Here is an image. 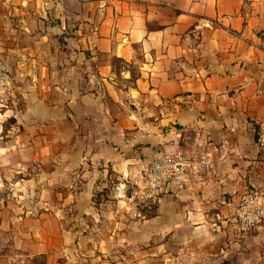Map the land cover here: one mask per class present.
Listing matches in <instances>:
<instances>
[{
  "label": "crops",
  "instance_id": "0c3cea01",
  "mask_svg": "<svg viewBox=\"0 0 264 264\" xmlns=\"http://www.w3.org/2000/svg\"><path fill=\"white\" fill-rule=\"evenodd\" d=\"M0 13L18 21L3 38L33 37L0 95L27 74L44 85L12 137L0 107V264H264V222L244 235L231 220L242 188L264 184V0H0ZM190 149L211 171L143 202L129 179Z\"/></svg>",
  "mask_w": 264,
  "mask_h": 264
},
{
  "label": "built area",
  "instance_id": "2783aa9c",
  "mask_svg": "<svg viewBox=\"0 0 264 264\" xmlns=\"http://www.w3.org/2000/svg\"><path fill=\"white\" fill-rule=\"evenodd\" d=\"M212 169L207 154L201 150L180 153L154 154L141 172L129 179L138 197L145 203L156 201L170 185L181 184L192 175L206 174ZM219 216H216L218 219ZM231 220L240 234H252L264 222V184L246 185L233 205ZM212 225H215L214 223ZM73 264H116L109 257H99L95 262Z\"/></svg>",
  "mask_w": 264,
  "mask_h": 264
},
{
  "label": "rangeland",
  "instance_id": "374dc122",
  "mask_svg": "<svg viewBox=\"0 0 264 264\" xmlns=\"http://www.w3.org/2000/svg\"><path fill=\"white\" fill-rule=\"evenodd\" d=\"M1 15L2 14L0 13V16ZM17 22L18 21H15V24H18ZM15 24L11 21L10 22L6 21V24H3V19L0 18V28L6 27V26H8L9 28H11V27L16 28ZM12 33H13V31L10 30L7 38H3V36L0 33V42L3 41V42H5L4 45H7L9 47L12 46L14 49V51H11L10 54H8V56L5 57V59L3 61L1 60L2 56H0V76H2L3 74H7V73H9L10 75H16L15 69L13 67L15 65V68H16L15 61L19 57L17 49L19 48L20 45H23V43L26 45L27 57L33 56L30 53L31 52L30 50H32V47H31L32 45H30V43H29L33 39V37H28L26 35L23 36L22 34L17 35L15 33L14 34H12ZM43 43H47V41L43 40ZM65 43H66L65 40H63L62 37H59V43H58L59 54H61V51L65 49L63 46V45H65ZM1 45L2 44L0 43V46ZM42 58L44 60V58H46V55L43 54ZM3 64L5 66L4 69H3V67H1V65H3ZM26 64H28V61H26ZM26 71L28 72V68ZM13 81H14L13 83H9L6 85V87H7L6 91L8 90V92H9L8 96L6 98H2V95H0V107L11 106L12 110H13V113L10 116L6 117V119L3 122V132L6 134V136H9V137H12L16 133H18L20 131L21 127L23 126V119H21L19 114H17L18 109L21 111L24 110V108L30 102L33 101L32 97L38 93L37 92L38 89H43V86H44V85H38L37 83H36V86H34V80L32 79L30 74L26 75V79H24V82H18V80H16V79ZM23 87L29 88V90H30V94H29L28 98H24L21 94L18 93V91L23 90L22 89ZM27 118H26V122L28 120ZM9 185L10 184H8V183L6 184V183L1 182L0 189L4 190L5 186L7 187ZM27 187L28 186L22 187L24 190L23 193L25 196L24 200L27 204H34L35 200L37 199V196L34 192V190H35L34 186L31 185V186H29L28 189H27ZM26 189H27V191H26Z\"/></svg>",
  "mask_w": 264,
  "mask_h": 264
}]
</instances>
